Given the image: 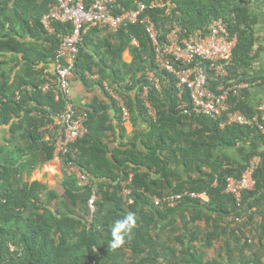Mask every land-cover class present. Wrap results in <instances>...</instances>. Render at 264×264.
<instances>
[{
    "label": "trees",
    "instance_id": "obj_1",
    "mask_svg": "<svg viewBox=\"0 0 264 264\" xmlns=\"http://www.w3.org/2000/svg\"><path fill=\"white\" fill-rule=\"evenodd\" d=\"M55 1L0 0V264H153L157 257L164 264H264V136L255 127H221V118L195 117V127L191 118L176 109L175 90L168 83L160 91H150L157 111L155 118L150 116L141 93L149 82L146 70L154 65L141 22L113 34L112 40L110 35L102 39L100 31L91 28L84 35L75 72L87 87L103 88L101 80L86 76L93 68L99 69L103 79L109 78L112 90L127 96L132 119L138 111L146 126L135 130L131 141L113 147L111 135L116 127L124 138L121 110L112 103L120 121L113 124L108 114L113 106L95 99L88 110V132L61 157L74 169L62 183L64 197L50 190L47 203L55 201L57 206L47 208L40 202L45 185L28 179L38 165L55 158L53 141L44 139V127L53 122L51 115L62 112L65 100L56 101L52 92L44 93L39 86L44 69L55 59L56 34L71 29V25L56 24L53 35L43 29L41 18ZM150 1L117 3L128 10ZM171 1L175 4L172 14L146 11L160 31L176 21L188 35L222 18L237 37L227 81L263 79L249 74L258 53L254 26L259 19L252 12L253 0ZM27 36L29 41L24 40ZM133 37L139 40L138 47L131 45ZM126 49L131 62L123 58ZM14 61L19 70L12 75ZM107 67L112 74L106 72ZM159 74L163 79L164 72ZM218 81L213 80L212 86ZM249 91L242 89L230 100L236 103L234 109L251 116L257 109L248 102ZM254 156L263 159L254 174L256 187L244 193L239 207L234 196L224 192L225 178L240 176ZM82 173L97 187L93 215L88 206L91 188L78 185ZM130 173L132 203L120 195L121 182ZM185 190L205 192L207 200L186 198L165 208L154 204V197ZM77 206L83 216L75 213ZM128 213L135 214V227L123 244L113 248V225ZM245 216L244 224L252 225V241L244 237V224L237 222ZM200 221L206 225L204 230ZM213 244L219 245V257L207 259L205 249Z\"/></svg>",
    "mask_w": 264,
    "mask_h": 264
},
{
    "label": "built area",
    "instance_id": "obj_2",
    "mask_svg": "<svg viewBox=\"0 0 264 264\" xmlns=\"http://www.w3.org/2000/svg\"><path fill=\"white\" fill-rule=\"evenodd\" d=\"M149 9L164 10L165 13L172 14L175 5L171 0H151L148 3L138 2L136 9L127 10L117 3V0H56L41 18L43 29L49 35L56 33V24L71 25V29L56 34L59 43L52 63L54 74L47 73L43 76L42 90L45 93L52 92L56 100L70 94V79L76 73V60L83 37L91 28L115 34L141 22L150 40L154 65L146 70V79L149 82L143 86L141 99L153 118L156 117L157 111L149 93L153 89L162 90L163 85L168 83L173 85L175 90L176 109L192 121L199 116L221 118V127H255L264 136V99L257 105V112L251 116L234 109L236 103L230 100L231 97L239 96L242 89H251L254 83L227 81L228 68L232 63L237 41L236 34L230 32L227 22L218 18L205 30H196L184 35L182 27L176 21L172 26H167L165 31H160L152 16L146 14ZM131 45L138 47L139 40L133 37ZM160 71L164 72L163 79ZM213 80H219L214 87ZM106 90L121 110L122 119L129 121L131 111L127 96L119 94L109 86H106ZM56 120L59 130L54 129L55 152L66 155L70 145L88 132V110L68 100ZM193 124L195 126L197 122L194 121ZM262 163L260 156H254L240 176L229 175L225 178L224 192L233 195L239 207H242L244 193L255 189L254 174ZM132 177L133 174H129L128 180L122 182L121 190L123 199L130 203L131 190L125 185L132 181ZM82 179L88 180V177L82 175ZM91 190L88 206L93 215L96 190ZM186 198L207 200V195L205 192L185 190L167 194L162 198L154 197L153 201L160 207H175Z\"/></svg>",
    "mask_w": 264,
    "mask_h": 264
},
{
    "label": "crops",
    "instance_id": "obj_3",
    "mask_svg": "<svg viewBox=\"0 0 264 264\" xmlns=\"http://www.w3.org/2000/svg\"><path fill=\"white\" fill-rule=\"evenodd\" d=\"M253 3H255V4L254 5L252 4V9H253L252 12L259 19V23H257L254 26V35L256 38L255 50H257L258 53H257V57L255 58V60L252 63V66L249 70V74L252 77H259V78H263V79H259L262 82L261 84H260L259 80L254 81V84L249 91L248 102L250 104H252L253 106L257 107V105H259L260 102L264 99V14L262 15L258 11H256L257 5L259 6L258 0H253ZM99 31H100L99 35L102 39L106 35H110L111 40L113 39L112 38L113 33H110L107 31H101V30H99ZM24 40L29 41L30 37L27 36L26 38H24ZM85 49L89 50L88 47ZM8 56H11V54H9ZM19 57H21V56L19 55ZM123 58L126 62L132 61L133 58H132L130 51L128 49H126L123 52ZM96 61L97 62L99 61L101 66L104 67L105 63H104V61H102V59L99 56L96 57ZM10 66H11V68H13V66L15 67V70H13V72H12V75H14L16 73V70H19V67L16 68V61L12 62ZM98 70H96V68H93L91 73L87 72L86 76H87V78H89L91 80H101L103 82V88L98 86V85H95L93 87H87L84 84V82L81 80L80 75L78 73H75V76L70 79V94L68 96L69 101L75 103L78 106L85 108L86 110L90 109V105L92 104V102L95 99L98 102H105L106 104L113 106V104H112L113 101L109 98L108 92L106 90V86L110 87L109 78L103 79L101 76V73H99ZM47 71H48V73H50L52 75L54 74L53 64H49L47 66ZM106 72L112 74V71H111V69H109V67L106 68ZM257 82H259V83H257ZM135 108L137 109L136 106H135ZM108 114L112 117V123L113 124H119L120 121L117 118V111L115 110L114 106L109 109ZM136 117L137 118H135V120H134V119H132L133 117L131 115V118L129 121L128 120L125 121L121 118L120 125L122 127H124V131H123L124 138L121 137L120 130H119V128L116 127L115 133L111 135L113 147L119 146L122 141L124 143L131 141V136L135 130L139 131V130L144 129V127L146 126V122L142 118V116L139 115L138 111H137ZM44 129L46 130L44 139L45 140H50V139L54 140V138L56 137L55 133H54V129L59 130V124L57 123V120H56L53 123L46 125L44 127ZM224 150L227 154H230L229 150H227L225 148H224ZM232 155L237 156V154H232ZM60 158L61 157H58L55 154V158L53 160L46 161V162L38 165L34 170H32L31 176L28 179L29 182L32 183L34 181H38L41 184L45 185V187L47 189H50L51 187L58 189V186H59L58 181L63 183V181L66 178L70 177L74 173V169H71V167H68V165H66L62 161V159L60 160ZM27 178H28V176L26 175L25 179H27ZM78 178H79L78 185L84 186L85 184L81 180V176L80 177L78 176ZM62 189L64 191L63 185H62Z\"/></svg>",
    "mask_w": 264,
    "mask_h": 264
},
{
    "label": "rangeland",
    "instance_id": "obj_4",
    "mask_svg": "<svg viewBox=\"0 0 264 264\" xmlns=\"http://www.w3.org/2000/svg\"><path fill=\"white\" fill-rule=\"evenodd\" d=\"M258 2H259V6L257 5V9H256V11H258L260 14H264V0H258ZM253 5L255 4V3H252ZM260 81V84L262 83L261 82V80H259ZM257 83H259V82H257ZM2 136V135H1ZM1 140H2V138H1ZM230 154H236L235 153V151L234 150H231L230 151ZM60 160H61V158H60ZM50 163V162H49ZM54 164V163H53ZM55 165V164H54ZM69 167V166H68ZM69 169V168H68ZM72 169V168H71ZM30 178V177H29ZM58 183H59V186H58V189H55V188H53V187H49L50 189H47L45 186H43L42 187V189L40 190V193H41V195H40V202L44 205V206H46L47 208H54V207H56L57 206V203L55 202V201H52L50 204H48L47 203V197H48V192L52 189V190H54V191H56L57 192V194L60 196V197H64V194H63V189H62V183L60 182V181H58ZM62 200H65V199H62ZM164 208H165V206H164ZM73 209H74V211H75V213L76 214H78L79 216H83L84 214L82 213V211L79 209V207L77 206V207H73ZM185 214H189V211H185L184 212ZM88 219V220H87ZM86 220L87 221H89L90 220V217H88V216H86ZM247 217L245 216V217H242V218H240L237 222L238 223H241V224H244L245 222H247ZM256 222V221H255ZM182 223H183V221H182ZM182 223H180V221L178 220L177 221V224L178 225H182ZM198 225H199V227H200V229L201 230H204L205 228H206V225H205V223H204V221H200L199 223H198ZM232 226H234V224H232ZM242 228H243V230H244V232H245V238L247 237L248 238V240L250 239L251 241H252V225L251 224H244V225H242ZM237 232V234H239V235H241V232L239 231V230H237L236 231ZM244 237H243V239H244ZM159 240V239H158ZM158 242H160V240L158 241ZM201 244L200 243H198V246H200ZM13 248H14V246H12ZM206 251H207V256H208V258L207 259H212V258H218L219 257V251H220V249H219V245L218 244H213V246L212 247H209V248H207V249H205ZM222 253H223V255H225V252H223L222 251ZM222 255V256H223ZM127 256H130V254H128ZM141 257H144V256H141ZM130 259H132V256L130 257ZM153 264H164V262H163V260H162V258H154L153 259Z\"/></svg>",
    "mask_w": 264,
    "mask_h": 264
},
{
    "label": "clouds",
    "instance_id": "obj_5",
    "mask_svg": "<svg viewBox=\"0 0 264 264\" xmlns=\"http://www.w3.org/2000/svg\"><path fill=\"white\" fill-rule=\"evenodd\" d=\"M175 5V4H174ZM84 38V37H83ZM55 57H56V55H55ZM55 60V59H54ZM54 60L52 61V62H50V64H52L53 62H54ZM48 73V71H47V68L46 69H44V71H43V75H42V80H43V83H41L40 84V88L42 87V85L44 84V78H43V76L45 75V74H47ZM42 89V88H41ZM44 92V91H43ZM45 93V92H44ZM69 96V95H68ZM68 96H61L60 98H59V100L61 99V98H63L64 100H65V105H66V103H67V101H68ZM56 100V99H55ZM59 100H56V101H59ZM145 106V105H144ZM65 108V107H64ZM146 108V107H145ZM64 110V109H63ZM62 110V111H63ZM148 112V111H147ZM61 114V113H60ZM59 114V115H60ZM149 114V113H148ZM59 115H54V116H52L51 115V117H52V119H53V122L55 121V118L56 117H58ZM150 115V114H149ZM151 116V115H150ZM53 122H51V123H53ZM51 123H49V124H51ZM50 140H52L53 141V147H54V149H55V140H53V139H50ZM76 142V141H75ZM71 146V145H70ZM54 154H56V152H55V150H54ZM58 157H64L65 155H60V154H56ZM130 174H132V173H130ZM82 175H86L87 177H88V180H83L82 179ZM128 178H129V175H128ZM133 178V177H132ZM81 180L84 182V184L85 185H87V186H90V188L92 189V188H95V190H96V202H97V199H98V195H97V187L95 186V185H93L92 183H91V181H90V178H89V176L87 175V174H85V173H82L81 174ZM128 180V179H127ZM126 180V181H127ZM122 182H124L123 180H122ZM122 182H121V184H122ZM132 183V181L131 182H129L128 184H126L125 186L126 187H128L129 189H130V187L128 186V185H130ZM121 190H122V188H121ZM121 190H120V195H121ZM131 190V189H130ZM91 192H92V190H91ZM92 194V193H91ZM90 197H91V195H90ZM89 200V199H88ZM185 200V199H184ZM181 203V202H180ZM179 203V204H180ZM155 204V203H154ZM178 204V205H179ZM157 206V205H156ZM167 206V205H166ZM160 207V206H159ZM161 208H164V207H161ZM135 224H136V217H135V214L134 213H128L125 217H123V218H121V219H119V220H117V221H115V223H114V225H113V230H112V235H113V240L111 241V246L113 247V248H116V247H119L121 244H123V242H124V237L126 236V235H128L131 231H132V229L135 227Z\"/></svg>",
    "mask_w": 264,
    "mask_h": 264
}]
</instances>
